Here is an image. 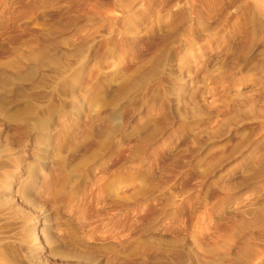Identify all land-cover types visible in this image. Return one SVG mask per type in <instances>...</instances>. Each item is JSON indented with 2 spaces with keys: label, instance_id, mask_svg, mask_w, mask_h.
I'll return each mask as SVG.
<instances>
[{
  "label": "rangeland",
  "instance_id": "374dc122",
  "mask_svg": "<svg viewBox=\"0 0 264 264\" xmlns=\"http://www.w3.org/2000/svg\"><path fill=\"white\" fill-rule=\"evenodd\" d=\"M0 164V264H264V0H0Z\"/></svg>",
  "mask_w": 264,
  "mask_h": 264
},
{
  "label": "bare ground",
  "instance_id": "6f19581e",
  "mask_svg": "<svg viewBox=\"0 0 264 264\" xmlns=\"http://www.w3.org/2000/svg\"><path fill=\"white\" fill-rule=\"evenodd\" d=\"M1 165V164H0ZM3 166V165H2ZM1 168V167H0ZM14 176V175H13ZM10 174L8 172H6L5 170H0V213H1V216H3V213H6L4 212L7 208H13L14 210H16L17 206V202H19V200L17 201L16 199V196L13 194L12 190H13V183L12 182H9V178H10ZM19 211V210H18ZM8 213V212H7ZM21 213V212H20ZM18 214V213H17ZM41 214V213H40ZM24 215V214H23ZM42 215V214H41ZM41 215H37V217H32V220L34 219V221H30V223L25 226L24 229H21V232L18 231L19 233L17 234L16 232H12V236H14L15 234L19 235H15L14 238L17 236L19 238H16V239H20L19 243L22 247H20L21 249L24 248L25 246L29 249H27V252L33 257V259L37 262L36 264H47L45 261L42 260L41 257H43V252H44V245L42 243V240H41V236L39 234V231L37 230V226L38 224H41ZM22 216V215H21ZM4 217V216H3ZM31 217H27V218H31ZM15 218V217H14ZM26 219V218H25ZM0 220H1V217H0ZM13 220V219H12ZM22 220V219H20ZM20 220H17L18 223L20 222ZM8 221V220H7ZM5 221V222H7ZM16 221V220H14ZM5 222L3 223V225L1 224L0 225V235L1 233H3L5 235V229L3 230L2 228H4V226L6 225ZM10 222V221H9ZM27 222V221H26ZM17 223V222H16ZM9 224V223H8ZM12 224V223H10ZM21 225V224H20ZM9 225H7V228H8ZM17 226V225H16ZM19 226V225H18ZM23 226V225H22ZM11 227V225H10ZM20 227V226H19ZM12 228V227H11ZM10 228V229H11ZM15 228V227H14ZM13 229V228H12ZM4 231V232H3ZM10 231V230H9ZM1 237V236H0ZM8 237V236H7ZM9 240L10 238H6V240ZM15 239V240H16ZM14 240V241H15ZM1 241H2V238H1ZM1 243V242H0ZM6 243V241H5ZM8 244V243H7ZM17 242H16V245L15 247L17 246ZM1 245V244H0ZM4 245V244H3ZM7 246V245H6ZM1 247V246H0ZM10 247V246H9ZM4 248V247H3ZM7 249V248H6ZM5 249V250H6ZM12 249V248H11ZM25 249V248H24ZM2 250V249H1ZM9 250V249H8ZM14 250V249H13ZM3 253V252H2ZM6 253V252H5ZM9 253V252H8ZM14 253V251H13ZM2 255V254H1ZM16 255V254H15ZM25 255V254H24ZM4 255H2V260H4L3 257ZM23 256V255H22ZM28 256V255H27ZM5 257H7V255H5ZM31 257V258H32ZM1 258V257H0ZM24 259V258H23ZM6 262H9L8 259L6 258L5 260ZM13 263V259L11 260ZM34 261V262H35ZM2 261H0L1 263ZM5 264V263H3ZM10 264V263H9ZM15 264V263H14ZM33 264V263H32Z\"/></svg>",
  "mask_w": 264,
  "mask_h": 264
}]
</instances>
